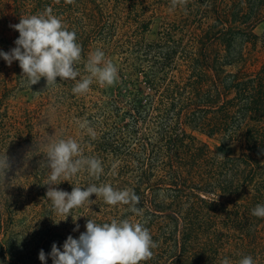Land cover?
Instances as JSON below:
<instances>
[{"label": "trees", "instance_id": "obj_1", "mask_svg": "<svg viewBox=\"0 0 264 264\" xmlns=\"http://www.w3.org/2000/svg\"><path fill=\"white\" fill-rule=\"evenodd\" d=\"M246 1L225 8L226 0H0V52L16 47L12 25L51 7L82 48L77 80L89 75L97 49L118 71L113 85L94 80L76 94L77 81L59 77L31 86L18 61L0 57V160L8 158L0 170V264H42L41 250L53 264L52 245L63 251L88 219L142 223L156 247L140 264H238L249 255L264 264V218L252 215L264 205V62L252 64L248 48L264 0ZM69 138L103 172L97 178L85 167L51 187L129 189L139 214L93 194L71 210L75 223L61 220L46 196L47 149ZM231 219L241 230L233 257H203L201 247L221 241L216 226L229 231L223 220Z\"/></svg>", "mask_w": 264, "mask_h": 264}, {"label": "clouds", "instance_id": "obj_2", "mask_svg": "<svg viewBox=\"0 0 264 264\" xmlns=\"http://www.w3.org/2000/svg\"><path fill=\"white\" fill-rule=\"evenodd\" d=\"M72 3L73 0H66ZM173 6L177 0H172ZM19 32L15 41L16 47L10 52H0V57L10 66L13 61H18L23 76L29 84H37L45 78L47 86L55 84L57 78L61 80L77 81L72 91L76 94L86 93L95 80L101 85L111 86L118 78L117 68L105 61L103 51L97 49L89 54L86 71L89 75L77 80L80 72L75 65L81 60V46L76 42L74 31H69L62 20L53 15V10L48 7L44 12L20 18V22L12 25ZM81 124V127H84ZM47 164L50 168L46 196L53 204L54 209L67 220L71 210L92 203L90 197L95 194L102 197L108 205H130L131 211L139 214L135 207L139 197L134 191L114 190L110 184L100 186L91 185L87 188L73 187L69 193L58 190L51 185H58L61 177L77 174L87 167L89 173L99 178L103 172L101 161L96 158L82 157L80 145L74 139H60L49 144L47 149ZM8 168V158L0 160V170ZM252 215L264 218V205H257ZM72 216V215H71ZM79 217H73L75 223ZM59 220V221H61ZM57 221L56 223H59ZM86 231L78 239L69 236L63 244L61 251L56 244L52 245L51 257L53 264H140L141 261L150 259L153 255L152 248L156 247L149 230L139 222L127 219H113L110 223L97 224L88 219ZM77 225L76 229L78 230ZM39 260L46 264L43 250L39 253ZM221 264H230L225 258ZM238 264H254L253 258L245 256Z\"/></svg>", "mask_w": 264, "mask_h": 264}, {"label": "rangeland", "instance_id": "obj_3", "mask_svg": "<svg viewBox=\"0 0 264 264\" xmlns=\"http://www.w3.org/2000/svg\"><path fill=\"white\" fill-rule=\"evenodd\" d=\"M231 1L232 0H226L225 8L230 5ZM250 2H252V0L246 1L247 6L248 4H250ZM252 35L254 36V38L251 41V43L248 45V48L250 49L252 55L257 56L256 62L254 60L252 61V64L260 65L264 62V18L263 21L259 23L252 31ZM210 145H211V149H214L215 144L213 142H210ZM232 153H233V149L231 148L229 154ZM240 212H245V211H240ZM223 223H224V227L228 228L229 231L226 230L220 231L219 226L221 225L216 226V229L219 230V233L221 234V241H219V243L216 244L215 246L207 245L201 247V252L203 257H207V255L212 253H213L212 256L220 255L218 259H221L225 255L229 258L233 257L234 249H235L234 245L238 243V238L241 236L240 224L234 222L233 219L226 221L223 220ZM226 243L228 244V248L227 250L222 251L220 248Z\"/></svg>", "mask_w": 264, "mask_h": 264}]
</instances>
